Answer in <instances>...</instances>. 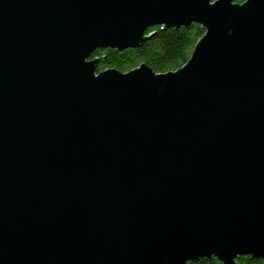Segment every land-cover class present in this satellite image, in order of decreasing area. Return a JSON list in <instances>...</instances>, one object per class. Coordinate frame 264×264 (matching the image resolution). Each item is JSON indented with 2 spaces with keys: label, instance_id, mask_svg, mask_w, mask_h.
Here are the masks:
<instances>
[{
  "label": "water",
  "instance_id": "water-1",
  "mask_svg": "<svg viewBox=\"0 0 264 264\" xmlns=\"http://www.w3.org/2000/svg\"><path fill=\"white\" fill-rule=\"evenodd\" d=\"M192 22L175 70L89 58ZM243 255L264 259V0H0V264Z\"/></svg>",
  "mask_w": 264,
  "mask_h": 264
},
{
  "label": "trees",
  "instance_id": "trees-1",
  "mask_svg": "<svg viewBox=\"0 0 264 264\" xmlns=\"http://www.w3.org/2000/svg\"><path fill=\"white\" fill-rule=\"evenodd\" d=\"M243 2L244 0H233ZM140 46L117 50L115 48L96 49L89 58L101 57L98 70L113 68L126 72L141 63H146L153 71L163 73L182 66L189 58L197 39L204 29L200 24L192 22L178 28H163L159 25L149 27L150 34ZM105 56V57H102ZM240 264H264V259L243 255L238 258ZM188 264H222L215 256L199 258Z\"/></svg>",
  "mask_w": 264,
  "mask_h": 264
}]
</instances>
